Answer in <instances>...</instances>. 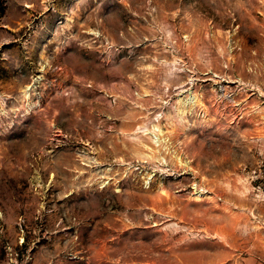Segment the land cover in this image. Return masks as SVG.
<instances>
[{
  "label": "rangeland",
  "instance_id": "1",
  "mask_svg": "<svg viewBox=\"0 0 264 264\" xmlns=\"http://www.w3.org/2000/svg\"><path fill=\"white\" fill-rule=\"evenodd\" d=\"M0 264H264V0H0Z\"/></svg>",
  "mask_w": 264,
  "mask_h": 264
},
{
  "label": "bare ground",
  "instance_id": "2",
  "mask_svg": "<svg viewBox=\"0 0 264 264\" xmlns=\"http://www.w3.org/2000/svg\"><path fill=\"white\" fill-rule=\"evenodd\" d=\"M187 104H188L187 101H180V107H181L180 113L183 111V108L187 106ZM161 133H163L162 130H161ZM153 142L157 144V142H155L154 139H153Z\"/></svg>",
  "mask_w": 264,
  "mask_h": 264
}]
</instances>
